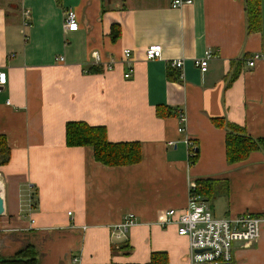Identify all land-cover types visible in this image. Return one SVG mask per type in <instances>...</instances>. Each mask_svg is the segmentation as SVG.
Returning a JSON list of instances; mask_svg holds the SVG:
<instances>
[{
	"label": "crops",
	"instance_id": "crops-1",
	"mask_svg": "<svg viewBox=\"0 0 264 264\" xmlns=\"http://www.w3.org/2000/svg\"><path fill=\"white\" fill-rule=\"evenodd\" d=\"M192 1L0 0V135L10 150L0 166V259L33 246L41 264H190L189 239L162 222L187 206L189 183L200 178L228 181L209 202L217 217L264 214V149L232 165L226 155L229 124L264 139V0L253 32L246 0ZM70 8L77 31L64 28ZM150 44L162 46L160 59L146 58ZM208 49L215 57L202 72L194 61ZM179 58L182 69L171 65ZM68 121L105 126L112 142H140L141 161L107 166L92 147L67 146ZM128 214L135 224L117 239ZM123 243L130 249L113 251ZM234 251V264H264V224L256 242Z\"/></svg>",
	"mask_w": 264,
	"mask_h": 264
},
{
	"label": "built area",
	"instance_id": "built-area-1",
	"mask_svg": "<svg viewBox=\"0 0 264 264\" xmlns=\"http://www.w3.org/2000/svg\"><path fill=\"white\" fill-rule=\"evenodd\" d=\"M192 0H172L171 6L178 8L184 4L192 3ZM25 16H29L30 12L25 10ZM64 28L66 31H77L80 28L78 16L74 9L67 10ZM163 48L160 44H150L146 48V58L149 60L160 59L162 57ZM125 59L131 57V49L124 50ZM215 57L214 52L210 49L205 51L203 57L195 59V65L205 72L208 69L209 61ZM95 64H99L100 57L95 52L93 54ZM262 58L260 53H256L246 58L249 66H254L258 60ZM56 60H65L64 56H58ZM171 65L177 69H182L184 59L179 58L173 60ZM106 69L110 70L114 67V61L105 64ZM133 68H128L125 76L131 77ZM7 82L6 72L0 69V86H4ZM181 121H185L186 117L182 114ZM179 131L183 132L184 128L179 127ZM189 149V157L196 154L192 141H187ZM0 181V186H2ZM199 185L196 180L189 183V199L188 204L183 209L171 208L165 212L162 222L164 226L175 225L180 236L189 239V261L190 264H234L235 251L234 246L237 242L253 243L261 236L262 225L264 224L263 215H253L249 213L238 214L235 217H217L209 202H207L197 191ZM31 206V205H30ZM135 216L128 214L123 221L115 229L114 235L117 239H124L129 229L135 224ZM77 258H75V261Z\"/></svg>",
	"mask_w": 264,
	"mask_h": 264
},
{
	"label": "trees",
	"instance_id": "trees-1",
	"mask_svg": "<svg viewBox=\"0 0 264 264\" xmlns=\"http://www.w3.org/2000/svg\"><path fill=\"white\" fill-rule=\"evenodd\" d=\"M247 21L249 32L257 31L261 28L262 12L261 0H246ZM114 27V26H113ZM116 35V33H115ZM162 107H158V113L162 114ZM219 125L222 123L215 120ZM226 155L229 164H237L245 161L250 154L258 149H264V139H254L249 136L242 126L227 125ZM66 144L69 147L90 146L93 148L96 161L107 166L134 165L141 161V143L138 141L112 142L108 139L105 126L91 125L85 121H68L66 123ZM191 158V164L198 159V150ZM10 160V150L7 139L0 135V166ZM196 182L199 185L198 193L210 202L222 192L228 190V181L217 178H200ZM120 251L130 249L129 244L120 245ZM116 252V247H113ZM167 260V256L158 262ZM157 262L156 259H152ZM0 264H41L37 255V250L33 246H27L17 257L0 259ZM109 264H138V263H116Z\"/></svg>",
	"mask_w": 264,
	"mask_h": 264
},
{
	"label": "water",
	"instance_id": "water-1",
	"mask_svg": "<svg viewBox=\"0 0 264 264\" xmlns=\"http://www.w3.org/2000/svg\"><path fill=\"white\" fill-rule=\"evenodd\" d=\"M5 212L4 198L0 194V215Z\"/></svg>",
	"mask_w": 264,
	"mask_h": 264
},
{
	"label": "rangeland",
	"instance_id": "rangeland-1",
	"mask_svg": "<svg viewBox=\"0 0 264 264\" xmlns=\"http://www.w3.org/2000/svg\"><path fill=\"white\" fill-rule=\"evenodd\" d=\"M16 8V7H15ZM117 248V250L116 251H118V250H120L121 249V246H119V247H116Z\"/></svg>",
	"mask_w": 264,
	"mask_h": 264
}]
</instances>
